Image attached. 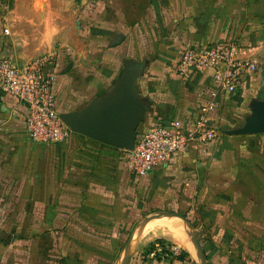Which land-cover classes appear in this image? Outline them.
I'll return each instance as SVG.
<instances>
[{
	"label": "crops",
	"instance_id": "0c3cea01",
	"mask_svg": "<svg viewBox=\"0 0 264 264\" xmlns=\"http://www.w3.org/2000/svg\"><path fill=\"white\" fill-rule=\"evenodd\" d=\"M159 1L157 20L133 25L116 8L93 13L113 7L110 0L0 1V58L20 63L47 53L20 55L17 38L27 29L43 17L58 24L50 37L64 38L67 5L86 8L78 17L92 21V30H81L82 45L58 58L61 114L94 111L130 71L143 107L136 136L163 121L188 122L213 95L219 127L211 145L138 179L126 150L83 134L34 143L24 107L0 94V264H116L136 223L161 210L188 214L209 264H264V134H229L245 124L255 101L264 103V65L230 95L216 94L209 77L182 79L172 67L185 46L200 42L232 41L264 61V0ZM102 55L113 66L106 74Z\"/></svg>",
	"mask_w": 264,
	"mask_h": 264
},
{
	"label": "built area",
	"instance_id": "2783aa9c",
	"mask_svg": "<svg viewBox=\"0 0 264 264\" xmlns=\"http://www.w3.org/2000/svg\"><path fill=\"white\" fill-rule=\"evenodd\" d=\"M5 33L9 34V30L5 29ZM244 52L232 41L190 44L173 60L172 67L182 79L209 77L216 94L230 95L264 65L259 57L245 56ZM58 58L57 52L24 63L9 56L0 58V94L24 107L28 136L41 146L62 144L73 133L59 111ZM217 108L213 95L188 122L163 121L137 135L134 149L127 151L131 172L144 179L156 168L171 165L192 147L211 145L219 135L212 118Z\"/></svg>",
	"mask_w": 264,
	"mask_h": 264
},
{
	"label": "water",
	"instance_id": "95a60500",
	"mask_svg": "<svg viewBox=\"0 0 264 264\" xmlns=\"http://www.w3.org/2000/svg\"><path fill=\"white\" fill-rule=\"evenodd\" d=\"M253 112L245 124L229 131L231 135L264 134V103L255 101ZM142 103L134 88V74L126 72L118 83L113 96L100 103L97 109L89 110L82 115L64 113L61 118L75 133H80L103 143L132 151L136 141V127L142 113ZM168 219H178L185 224L186 232L192 242L195 264H209L201 245L197 230L189 219L172 211H155L143 216L132 229L116 264H131L132 258L145 233L154 226L164 225ZM167 222L166 226H169Z\"/></svg>",
	"mask_w": 264,
	"mask_h": 264
},
{
	"label": "rangeland",
	"instance_id": "374dc122",
	"mask_svg": "<svg viewBox=\"0 0 264 264\" xmlns=\"http://www.w3.org/2000/svg\"><path fill=\"white\" fill-rule=\"evenodd\" d=\"M97 2H104L105 0H96ZM110 4L113 7L101 6L93 8L96 15L102 14L105 11L110 10H118L119 14L129 24H138L140 22H152L158 19L161 10V2L159 0H110ZM7 9V8H6ZM44 11V8H39ZM86 9V8H82ZM78 6H74L72 4H68L65 8L66 12V23H64V27H66V33L64 38H54L50 37L51 33L48 31L53 29L58 24H49V22H44V18H41V22L35 23V30L27 29L25 36H19L17 38V42L21 43L20 47V55L22 56H37L41 54L43 51L45 52H57L58 55L60 53H66L67 55L72 53L73 47L76 44L82 45V37L83 35L80 33L83 31L92 30L91 25L93 22L87 19H79L78 14L82 11ZM6 11V10H5ZM98 11V12H96ZM96 26V25H95ZM116 37V34H115ZM126 45H123L121 49H125ZM103 47H110V45H101V50ZM106 48L105 51L108 49ZM102 54H106L105 52ZM100 69L106 74V72H110L111 69L108 68L110 65V61L106 59V56L103 55L100 58ZM123 65H118L121 68ZM113 67V66H112ZM109 74V73H108ZM109 97V93H105L104 95L98 98L99 102H103L107 100ZM172 219H168L161 226L151 227L143 236L131 262L143 260L144 262H173L175 258L181 254H187L188 258L193 259V255L186 248V244L184 241H181L183 244L172 232L169 231L168 226H166L167 222H170Z\"/></svg>",
	"mask_w": 264,
	"mask_h": 264
},
{
	"label": "bare ground",
	"instance_id": "6f19581e",
	"mask_svg": "<svg viewBox=\"0 0 264 264\" xmlns=\"http://www.w3.org/2000/svg\"><path fill=\"white\" fill-rule=\"evenodd\" d=\"M168 224L169 230L174 231L177 236L185 242L187 248L192 252V254H195L190 237L186 232L185 224L178 219H172Z\"/></svg>",
	"mask_w": 264,
	"mask_h": 264
},
{
	"label": "trees",
	"instance_id": "16d2710c",
	"mask_svg": "<svg viewBox=\"0 0 264 264\" xmlns=\"http://www.w3.org/2000/svg\"><path fill=\"white\" fill-rule=\"evenodd\" d=\"M0 1H5V0H0ZM166 211H171V210H166ZM152 212H155V211H152ZM152 212H148V213H152ZM172 212H176V213H178V214H181V215H183L184 217H186L187 219H189V221L191 222V224L193 225V227L196 229V226L194 225L193 221L189 218L188 214L181 213V212H179V211H172ZM196 230H197V229H196ZM197 233H198V231H197ZM198 236H199V234H198ZM204 251H205V250H204ZM205 253H206V251H205ZM206 256H207V254H206ZM175 259H177V260H179V261H181V262H185V261H187L188 256H187V254H181V255L177 256ZM207 259H208V256H207ZM190 261H191L192 264H195L194 260H190ZM208 262H209V261H208Z\"/></svg>",
	"mask_w": 264,
	"mask_h": 264
}]
</instances>
